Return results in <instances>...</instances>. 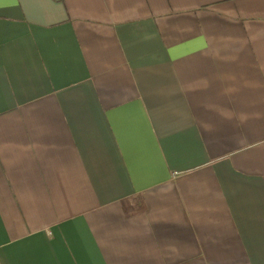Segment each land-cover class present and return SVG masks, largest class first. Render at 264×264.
Listing matches in <instances>:
<instances>
[{"label":"crops","instance_id":"crops-1","mask_svg":"<svg viewBox=\"0 0 264 264\" xmlns=\"http://www.w3.org/2000/svg\"><path fill=\"white\" fill-rule=\"evenodd\" d=\"M0 264H264V0H0Z\"/></svg>","mask_w":264,"mask_h":264}]
</instances>
